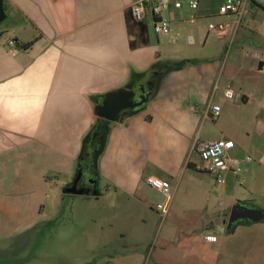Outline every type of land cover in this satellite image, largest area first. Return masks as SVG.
Instances as JSON below:
<instances>
[{"label": "crops", "instance_id": "0c3cea01", "mask_svg": "<svg viewBox=\"0 0 264 264\" xmlns=\"http://www.w3.org/2000/svg\"><path fill=\"white\" fill-rule=\"evenodd\" d=\"M3 1L6 18L0 23V243L40 218L47 200L54 206L64 198L63 189L75 177L82 138L92 125L98 124V131L105 133L104 148L94 163L98 195L81 196H105L98 188L101 181L106 183V193L113 189L115 195L134 196L141 201H145L144 192L149 190L165 199V214L155 206L164 218L169 214L176 186L171 187L169 197H164L151 189L145 178L153 176L174 184L186 176L202 184L200 188L211 196L203 210L207 220L200 230L201 247L194 250L191 238L178 243L168 238L151 251L154 264H190L194 252L205 258L223 253L226 239L222 235L231 208L237 203L248 208L264 205V122L253 133L248 130L243 135L225 123L230 119L227 113L240 102L246 107H264L262 94L257 95L256 90L239 82L237 71L218 83L216 102L210 100L221 71L218 59L227 36L223 32L239 24L243 16L253 15H243L239 20L234 14L220 15L223 0H191L196 9L183 0L186 12L180 0H169L165 16L176 34L157 37L148 25L152 27V19L147 13L146 44L131 48L130 42H137V30L127 22L126 15L136 0ZM175 2L181 4L180 8L174 7ZM247 8L252 9L248 3ZM185 15L193 27L183 26ZM211 18L216 20L202 23ZM210 23L222 29L209 31ZM32 32L35 36L28 38L27 33ZM14 39L30 46L16 49L5 43ZM171 44L177 49H168ZM253 57L258 63L264 62L263 52ZM255 72L264 75V65ZM147 75L146 82H151L154 89L145 104L118 122L95 115V106L104 95L129 91L142 84ZM235 80L242 87L234 86ZM226 87L239 91L242 99H225L222 90ZM211 104L220 106L214 118ZM233 122L241 124L236 118ZM200 123L204 128L212 126L213 132L206 130L195 137L193 131ZM217 139L232 140L234 147L228 156L241 161V170L226 172L223 184L197 170L202 164L199 148ZM246 157H251L250 163H245ZM191 169L205 177H194L188 172ZM206 178L214 181V185L209 183L210 188L204 185ZM193 187L191 184L190 189ZM126 204L119 198L108 203L111 226L114 221H125L121 209ZM236 233L234 229L229 236ZM126 234L122 230L119 236ZM207 235L215 236L216 241H206ZM139 240L127 250L143 257L148 242ZM111 255L113 251L108 254Z\"/></svg>", "mask_w": 264, "mask_h": 264}, {"label": "rangeland", "instance_id": "374dc122", "mask_svg": "<svg viewBox=\"0 0 264 264\" xmlns=\"http://www.w3.org/2000/svg\"><path fill=\"white\" fill-rule=\"evenodd\" d=\"M180 1L186 12L184 1ZM248 5L255 11L253 16H243L239 24L230 29L226 28L223 32L227 36L220 57L218 56L221 71L215 81L211 103H215L218 98V83L221 84V81L228 77V73L237 71L241 77L239 82L242 81L250 89L256 90L257 95L262 94L264 99V75L255 72L259 63L253 57L254 53H264V0H249ZM184 20L183 26L193 27L186 15ZM210 20L216 19H204L202 23L206 25ZM148 25L152 29L151 25ZM176 32L172 29L170 33L174 35ZM27 36H35V32H32V35L27 33ZM209 41L210 39L207 43ZM175 44L168 46V49H177L174 48ZM234 86L242 87L236 80ZM227 115L230 117L225 122L227 127L240 135L246 131L253 133L264 122V107H246L240 102ZM233 118L240 120L241 124H235ZM210 128L212 126L204 128L202 123L197 124L193 134L196 137V134L198 136L206 133V130L210 133ZM188 172L194 177H205L195 169ZM206 179L205 186L209 187V183L214 185L212 179ZM94 181L96 178L91 182ZM187 183L190 184L185 189ZM169 184L173 189L174 186L176 188L170 202L169 214L164 218L155 209L157 203L164 205L163 197L160 198L149 190L144 192L145 201L134 196H122L120 193L115 195L113 189L106 193L105 181L98 183V188L105 196L64 194V198L54 206L47 200L40 218L19 230V234L9 238L7 242L0 243V246L3 245L0 250V264H154L151 251L158 249V244L168 238L177 243L191 238L193 249H199L200 230L207 220L203 210L208 206L206 199L211 196L200 188L202 184L189 181L186 176L174 184ZM191 184L194 185L192 189ZM51 195L53 196L52 193ZM117 198L127 201L126 208L121 209L126 219L114 221L111 226L108 203ZM249 206L261 210L264 214V205ZM234 229H237V233L230 237ZM122 230L127 234L121 238L119 234ZM222 237L226 239L223 253L209 254V257L205 258L194 252L190 264H264V218L258 222L238 220L229 230L226 229ZM137 238L148 242V249L144 251L143 257L141 254L133 256L127 250L133 248V243L137 244L135 241H140ZM107 245L112 247L107 249ZM112 251L113 255L108 256ZM116 251L124 252V255L116 256Z\"/></svg>", "mask_w": 264, "mask_h": 264}, {"label": "built area", "instance_id": "2783aa9c", "mask_svg": "<svg viewBox=\"0 0 264 264\" xmlns=\"http://www.w3.org/2000/svg\"><path fill=\"white\" fill-rule=\"evenodd\" d=\"M191 9H196L197 5L194 1L187 0ZM248 0H223L219 6L218 14L227 15L234 14L238 20L243 16H251L255 12L254 9L247 8ZM169 5V0H136L130 6V13L133 21L136 23L145 22L146 14L149 13L152 19V29L157 37L169 36L171 29L168 18L165 16ZM179 2L174 3L175 8H180ZM248 10H247V9ZM216 28L222 29V26L215 24H208V30L214 31ZM9 47H15L13 40L5 41ZM222 95L227 100H241L242 94L230 87H226L222 90ZM212 117H216L220 113V106L211 104L209 106ZM234 142L228 139H217L207 143H204L199 148V159L201 165L197 167V170L203 171L211 175L214 180L223 184L224 174L228 171L237 172L241 170V161L237 159H231L228 156V152L233 149ZM245 163H250L251 157L245 158ZM146 184L160 195L169 197L171 192L170 184L162 179L148 176L145 179ZM156 209L163 214L166 213L167 208L163 204H157ZM205 240L209 242H215L216 237L213 235L205 236Z\"/></svg>", "mask_w": 264, "mask_h": 264}, {"label": "water", "instance_id": "95a60500", "mask_svg": "<svg viewBox=\"0 0 264 264\" xmlns=\"http://www.w3.org/2000/svg\"><path fill=\"white\" fill-rule=\"evenodd\" d=\"M6 18L4 1L0 0V23ZM264 62H259L258 68L261 69ZM149 75V74H148ZM148 75L142 81V84L137 85L129 91L120 90L116 92H110L104 95L101 103L95 106V115L98 118L110 121L118 122L122 117L129 111H134L145 104L149 95L146 92L145 84L151 85V82H146ZM84 176L83 170H79L71 186H66L62 193L63 194H93L98 195V192L90 191L88 189H81L77 187L78 181ZM264 218V214L259 209H250L239 203L235 204L230 211L229 218L227 221L226 229L229 230L234 222L238 220H247L250 222H258Z\"/></svg>", "mask_w": 264, "mask_h": 264}, {"label": "trees", "instance_id": "16d2710c", "mask_svg": "<svg viewBox=\"0 0 264 264\" xmlns=\"http://www.w3.org/2000/svg\"><path fill=\"white\" fill-rule=\"evenodd\" d=\"M126 20L128 23L131 22L133 25H135V28L137 30V42H130V47L135 48L138 45H145L147 33L146 24L144 22L136 23L135 21H133L130 10L126 15ZM13 41L15 43L16 49H26L30 46V43L22 44L16 39H14ZM104 134L105 133L98 131V124H96V126L92 125L89 131L84 135V137L82 138L80 153L76 158L75 177L79 170L89 168H91L94 178L96 177L97 172L95 170L94 163L104 148Z\"/></svg>", "mask_w": 264, "mask_h": 264}, {"label": "flooded vegetation", "instance_id": "af4514ba", "mask_svg": "<svg viewBox=\"0 0 264 264\" xmlns=\"http://www.w3.org/2000/svg\"><path fill=\"white\" fill-rule=\"evenodd\" d=\"M153 87H154L153 85H146V87H145L146 92L149 94L150 91L152 89H154ZM149 97H150V95H149ZM83 174H84V176L82 178H80V180L78 181L77 187L81 188V189H88L90 191H95L96 190L95 181L91 182V181H93V178H94V175L92 173L91 168L84 169ZM74 179H75V177H74ZM74 179H72L71 183H69L67 186H71Z\"/></svg>", "mask_w": 264, "mask_h": 264}]
</instances>
